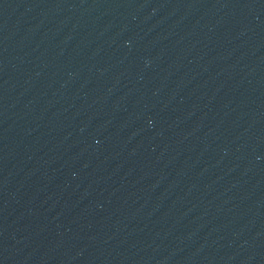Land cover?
I'll list each match as a JSON object with an SVG mask.
<instances>
[{
	"label": "water",
	"instance_id": "1",
	"mask_svg": "<svg viewBox=\"0 0 264 264\" xmlns=\"http://www.w3.org/2000/svg\"><path fill=\"white\" fill-rule=\"evenodd\" d=\"M0 264H19L0 181Z\"/></svg>",
	"mask_w": 264,
	"mask_h": 264
}]
</instances>
